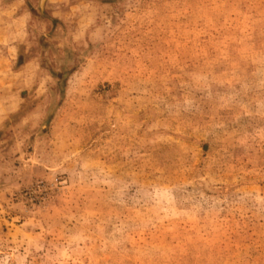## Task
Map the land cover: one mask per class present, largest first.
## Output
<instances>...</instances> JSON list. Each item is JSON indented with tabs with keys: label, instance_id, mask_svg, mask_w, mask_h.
I'll list each match as a JSON object with an SVG mask.
<instances>
[{
	"label": "rangeland",
	"instance_id": "1",
	"mask_svg": "<svg viewBox=\"0 0 264 264\" xmlns=\"http://www.w3.org/2000/svg\"><path fill=\"white\" fill-rule=\"evenodd\" d=\"M0 0V264H264V0Z\"/></svg>",
	"mask_w": 264,
	"mask_h": 264
},
{
	"label": "water",
	"instance_id": "2",
	"mask_svg": "<svg viewBox=\"0 0 264 264\" xmlns=\"http://www.w3.org/2000/svg\"><path fill=\"white\" fill-rule=\"evenodd\" d=\"M44 2H45V0H40L39 4L41 7L43 6Z\"/></svg>",
	"mask_w": 264,
	"mask_h": 264
}]
</instances>
